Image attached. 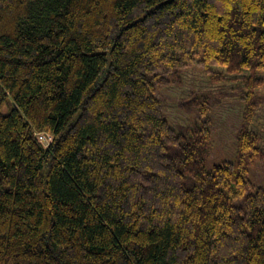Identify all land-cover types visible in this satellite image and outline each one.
<instances>
[{
  "label": "trees",
  "instance_id": "trees-1",
  "mask_svg": "<svg viewBox=\"0 0 264 264\" xmlns=\"http://www.w3.org/2000/svg\"><path fill=\"white\" fill-rule=\"evenodd\" d=\"M191 66L251 72L210 168L209 95H158ZM257 69L264 0H0V264H264Z\"/></svg>",
  "mask_w": 264,
  "mask_h": 264
},
{
  "label": "rangeland",
  "instance_id": "rangeland-1",
  "mask_svg": "<svg viewBox=\"0 0 264 264\" xmlns=\"http://www.w3.org/2000/svg\"><path fill=\"white\" fill-rule=\"evenodd\" d=\"M218 69L221 67L216 66ZM250 71L227 74L225 80H213L199 66H191L181 73V82H172L162 87L158 95L163 100L165 117L172 125H188L197 119L194 106L188 107V99L195 95L207 96L213 101L209 114L213 133L208 168L224 160H232L237 149V132L243 122L244 103L241 100L242 81ZM264 77V69L252 72ZM260 102L252 127L261 135L264 147V84L256 90ZM250 177L256 186L264 184V160L251 166Z\"/></svg>",
  "mask_w": 264,
  "mask_h": 264
},
{
  "label": "built area",
  "instance_id": "built-area-1",
  "mask_svg": "<svg viewBox=\"0 0 264 264\" xmlns=\"http://www.w3.org/2000/svg\"><path fill=\"white\" fill-rule=\"evenodd\" d=\"M38 138L44 145L50 144L54 139L53 135L50 132H40L38 134Z\"/></svg>",
  "mask_w": 264,
  "mask_h": 264
}]
</instances>
